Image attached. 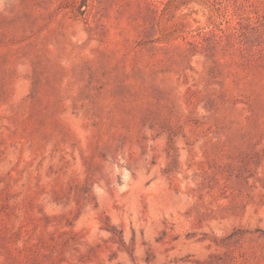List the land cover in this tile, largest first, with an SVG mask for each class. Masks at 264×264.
I'll return each mask as SVG.
<instances>
[{"label": "rangeland", "instance_id": "1", "mask_svg": "<svg viewBox=\"0 0 264 264\" xmlns=\"http://www.w3.org/2000/svg\"><path fill=\"white\" fill-rule=\"evenodd\" d=\"M0 264H264V0H0Z\"/></svg>", "mask_w": 264, "mask_h": 264}]
</instances>
